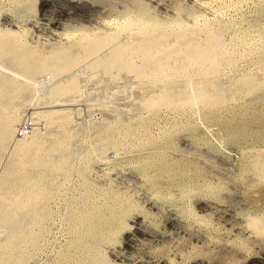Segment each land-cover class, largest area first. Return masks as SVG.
<instances>
[{
  "label": "rangeland",
  "instance_id": "obj_1",
  "mask_svg": "<svg viewBox=\"0 0 264 264\" xmlns=\"http://www.w3.org/2000/svg\"><path fill=\"white\" fill-rule=\"evenodd\" d=\"M129 14L160 22L179 17L188 27L213 22L227 45L225 57L219 56L221 72L191 65L189 73L186 67L174 76L183 78L166 83L164 72L173 74L183 62L179 57L167 61L176 70L166 66L156 84L133 73L98 74L82 63L68 73H77L80 94L50 106L70 111L68 124L61 114L47 125L33 120L40 105L23 103L30 89L17 99L23 103L19 124L32 119L45 147L69 140L73 149L62 170L47 171L39 182L48 183L38 206L43 220L36 244L28 245L33 255L27 264H264V0H0V28L18 31L29 45L48 50L43 53L70 48L92 30L99 34L96 27L102 34L116 32ZM125 31L118 41L149 36L138 28ZM201 35L198 40L208 38ZM185 74L199 76L195 84L211 76V90L214 82L224 85L226 98L147 109L142 101L149 95L183 90ZM237 85L243 86L239 92ZM227 88L237 91L235 97ZM8 146L6 152L0 148L6 169L14 151L12 142ZM56 153L58 161L63 153Z\"/></svg>",
  "mask_w": 264,
  "mask_h": 264
},
{
  "label": "bare ground",
  "instance_id": "obj_2",
  "mask_svg": "<svg viewBox=\"0 0 264 264\" xmlns=\"http://www.w3.org/2000/svg\"><path fill=\"white\" fill-rule=\"evenodd\" d=\"M176 14H174L173 17L177 18L178 16ZM181 18L182 20H184L183 18L188 19L184 15ZM125 19H126V23L123 22L124 24L121 29L120 28L115 29L117 30L116 32L107 33L108 31L104 30L106 34H104L105 32H103L102 34L101 29L100 28L98 29V27H96L95 30H99L100 31L99 34L95 33V35H92L93 30L91 32V35L90 33L89 34L87 33L84 36L83 34H81L83 37L81 38L78 37L79 39H77L76 43L73 44L72 47L70 46L72 44L71 41V44L69 43L70 48H66V45L65 46L63 45L65 47L64 50H60L59 48H58L59 50L58 49H55L53 51L51 50L52 51L51 53L48 52L49 55H47L48 53L46 52H44L45 54L43 53L42 51L43 47L40 50L38 48L29 45L28 42H25L26 40L25 41L23 40L24 37L21 36V34L16 33L18 31L14 32L6 29L4 31L0 28V148L2 149V151L5 149L6 146L9 149L8 146L9 142H12L14 147L13 155L10 153L12 157L8 163L9 167L7 169L2 167L3 166L2 158L0 157V170H1L0 229H2V232L1 231L0 232L4 234V235L2 234L4 238L2 237V239H0V264H27L29 259L32 257L33 253L30 251L31 249L30 250L28 249L29 248L28 245L31 243L36 244L37 242V235L39 234V232L36 231L37 228L36 226H39L40 222H42L43 220V213L39 210L38 206L39 204L41 206L42 204L41 202L44 200V194L45 191L47 190V188L45 187L48 184V183L46 184L44 183L45 187L44 184L42 187L40 186L39 182L41 181L42 177L44 178V176H46L47 171L52 172V171L62 170L63 167L65 166V164L63 166V162L65 160L64 158L70 157V152L73 150L71 149V144H69L70 143L69 140H66L64 142H59L60 141L59 140L55 145L49 144L50 146L48 145V147H45L44 143H42L43 134H41L42 133V131L40 130L41 127H38L36 125H35L36 127H34V129L30 134L23 137H18L16 135L17 124L19 125V122L23 118L22 116L23 108L21 105H23L24 102H26V104L27 102L31 104L33 103L36 104V106L42 105L41 107H47L48 104L49 108L51 106V103H55V102L57 103L58 101L61 103L62 100H63L62 102L63 104H67L64 103V101L66 102V100H69L67 97L73 94L78 95L80 94V89L82 90V88H80L81 85H79L80 82H79V78L77 77V73L75 72L76 73L75 75L73 73V75L70 76L72 74V72L70 71L80 66L82 63H85L87 69L88 68L93 69L96 72L97 70L99 71L103 70L104 73H107V75L110 74L112 76L115 72L117 73L115 77L121 74V72L130 73V74L133 73L135 74L136 77L137 76H140L142 78L150 77V79L152 80V82L151 81L150 82L156 83L157 79L160 76L161 77L165 76L163 79H165V82L168 83V81L169 82L175 81V78H180V77L183 78L182 74L181 76L179 74V76L175 78L174 76H177L178 72L180 73L184 71V69L179 71V69L181 68L187 67L186 71L184 72L189 73L188 68H190L191 65H193L195 68L198 69L200 68V70H202L203 69L202 67L204 66L205 68L206 67L211 68V70L213 68L215 73H217L218 67H220L218 65L220 53L223 56L224 54L226 55V53H222V50L227 47L226 43H224L226 41V40L224 41L225 35H223V33L221 31H218L217 29L214 30L216 27L218 28L219 26L214 25L216 27L213 29L214 27L212 26L213 22L212 23L210 22L212 25H210V23H208L209 24L208 25L206 22H203V24L206 23L204 26L193 25L192 27H188V24L186 26L185 22H183L185 26L181 25L183 23H180L179 17L177 18V20L174 21L171 20L168 22L155 21L147 17L145 14H137L135 16L130 15L128 17H125ZM192 19L194 18L192 17ZM198 23L200 22L198 21ZM135 28L136 29L138 28L139 31H146V33H149V36L148 34L144 35L143 32L141 33L139 32L143 37L141 36L140 39H137L138 37L135 35L137 31H135ZM150 28L151 31L148 32L147 30L148 29L150 30ZM128 29L130 30L134 29V31L136 32L134 34L136 38L134 39L139 40L138 42L136 43L132 42V40H128L127 38L125 39H127L128 41L127 40H125V42L118 41L121 34L123 36L126 35L123 32ZM96 32L98 33V31ZM130 33H132V31ZM203 33L204 34L206 33L207 34L206 36L208 38L204 39L205 37H203L204 40H202V38L201 40L200 39L198 40V38L201 37L202 36L201 34ZM176 34L179 37L178 40L174 44H168L167 42H169V39H171V37H174L176 39L175 37ZM130 36L132 37V35ZM174 38L172 39L174 40ZM224 44L225 47H223ZM58 46L60 47V45ZM44 49L46 48L44 47ZM104 50L105 52H103ZM224 50L226 51V49ZM46 51L48 50L46 49ZM229 51L228 53H230ZM179 57L183 59L182 64L175 66L176 68H178L177 70L174 68L176 71H173L174 70L173 67H172L173 70H171L170 68L171 65L169 66V64L171 63L167 64V61ZM173 63H175V61ZM220 65L222 64L220 63ZM166 66H169L168 69H170L174 73L167 74L165 71L164 76L157 75L159 71L165 70V68H167ZM81 68L83 70L85 69L83 68V65ZM78 70L80 69H77V71ZM170 70L168 71L170 72ZM85 72L88 73V70H86ZM85 72L83 71V73ZM149 72L151 73L150 75L152 76L148 74ZM203 73L201 74L202 76ZM78 74H80V72H78ZM187 75L189 76V74H185L186 77ZM212 75L213 77H217L216 74H212ZM195 77H197L196 74ZM195 77L192 75V77L189 76L188 78L184 79L186 80L187 84L185 88L183 87L184 88L183 90L182 89L179 90L178 86L177 88L175 86V89L177 90L175 91L174 95L165 92L166 90L163 89L162 94L153 95V96L151 95V97H149L150 95L149 96L147 95L149 98L147 97V99H145V101L142 102L145 103V105L148 107V108L146 107L148 110L151 109L150 111L153 110L156 111L159 107L163 105L166 106L169 105L170 107V105L173 104H182V105L189 103L191 104L192 102L195 101L200 102V100L216 104L215 102L218 103L219 100H222L225 97V96L223 97V93L225 92L226 89V88L223 89L224 85L222 86V84L221 85L219 84L220 88H218L217 82H214L216 83L217 86L215 87V90L212 89L214 91L211 90V88L213 87L212 81H214L213 79L210 81L211 76L210 77L204 76L203 78H206V81L204 82L201 81L198 82L197 84L194 83ZM242 78H244V76ZM159 81L157 82L159 83ZM248 81H249L248 78L244 80V82H248ZM150 82L148 81L147 83L151 84ZM162 82L164 83V81ZM249 83L250 82H248V84ZM240 85H244V84L241 83ZM180 86L182 88V85ZM229 87L231 89L232 86L230 85ZM239 88L240 87L238 86L237 91L238 90L240 91V89H242L243 86L242 88L240 89ZM149 89L152 90V88ZM230 89H228V91ZM28 91L31 94L29 93L30 94L29 97L28 96L25 97L26 96L25 94ZM78 91L79 93H77ZM230 91H232L233 95L237 93V91L234 93V90H230ZM230 91L228 93H230ZM23 94L25 95L23 99V103L18 102L20 100L19 98L22 97ZM230 96L232 97V95ZM233 97H235V95ZM227 98L229 97L227 96ZM73 100L75 101V99ZM73 100L71 99L72 102ZM227 101L228 100L226 99V102ZM53 105L55 106L56 104ZM40 106L37 107L38 110L33 111L31 115V118L33 117V120H35L37 123L41 122V120L42 121L44 120L46 124L47 122H50L53 119L55 120L56 117H57L56 120H58V115L60 114L62 115V117H64L65 115L68 114L70 115L71 113L70 111L63 110L64 108L52 109L55 107H51L50 109L46 108V110H43ZM23 115L25 116L26 113ZM62 117L59 118L61 119ZM69 117L68 116L64 117L63 119L64 123L67 122L69 123ZM62 123L63 122H61V124L59 125L63 126L64 124ZM67 129L69 130V128ZM67 129L65 132H67ZM63 130H65V128ZM105 136L107 137L108 135ZM108 138L110 139V137ZM114 140L115 139H113V141ZM116 143H118V141ZM10 145L12 146V144ZM58 151H60L63 154L61 155L58 153V155H61V157L59 156L60 159L58 158V161H56L54 160V157H56L57 154L56 152ZM4 152H6V149L4 150ZM54 153L56 154L53 157ZM4 160L5 159H3V164L5 162ZM69 162L67 161V163L70 165ZM259 162L261 163L262 161ZM262 164L264 166V163ZM47 180L45 179V181ZM54 184L56 183L54 182Z\"/></svg>",
  "mask_w": 264,
  "mask_h": 264
},
{
  "label": "built area",
  "instance_id": "obj_3",
  "mask_svg": "<svg viewBox=\"0 0 264 264\" xmlns=\"http://www.w3.org/2000/svg\"><path fill=\"white\" fill-rule=\"evenodd\" d=\"M34 121L32 119H25L23 120L17 128V135L18 136H26L28 134H30L34 128Z\"/></svg>",
  "mask_w": 264,
  "mask_h": 264
}]
</instances>
